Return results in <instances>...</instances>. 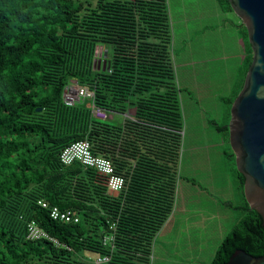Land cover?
Instances as JSON below:
<instances>
[{
  "label": "trees",
  "instance_id": "1",
  "mask_svg": "<svg viewBox=\"0 0 264 264\" xmlns=\"http://www.w3.org/2000/svg\"><path fill=\"white\" fill-rule=\"evenodd\" d=\"M165 1L0 0V264H93L92 255L109 258L100 264H153L150 247L171 210L183 126ZM98 45L108 49L99 60ZM250 62L248 44L229 106ZM73 82L121 122L94 119L86 102L65 105L63 89ZM79 140L111 162L125 179L122 192H108L106 178L78 162L60 164V151ZM39 199L73 210L79 222L51 220ZM241 204L242 219L210 264H226L236 250L264 255L261 217L244 197ZM30 221L58 245L26 240Z\"/></svg>",
  "mask_w": 264,
  "mask_h": 264
},
{
  "label": "rangeland",
  "instance_id": "2",
  "mask_svg": "<svg viewBox=\"0 0 264 264\" xmlns=\"http://www.w3.org/2000/svg\"><path fill=\"white\" fill-rule=\"evenodd\" d=\"M165 2L183 126L172 206L152 240L150 263L210 264L243 217L236 209L244 195L228 126L218 127L229 125L231 105L225 100L237 89L249 43L225 0ZM107 52L98 45L94 56L99 60ZM119 121L116 115L107 119Z\"/></svg>",
  "mask_w": 264,
  "mask_h": 264
},
{
  "label": "water",
  "instance_id": "3",
  "mask_svg": "<svg viewBox=\"0 0 264 264\" xmlns=\"http://www.w3.org/2000/svg\"><path fill=\"white\" fill-rule=\"evenodd\" d=\"M226 1L245 26L251 62L231 103L229 125L224 126H228L236 170L244 178V199L260 215L264 228V0ZM226 264H264V255L253 257L236 250Z\"/></svg>",
  "mask_w": 264,
  "mask_h": 264
},
{
  "label": "built area",
  "instance_id": "4",
  "mask_svg": "<svg viewBox=\"0 0 264 264\" xmlns=\"http://www.w3.org/2000/svg\"><path fill=\"white\" fill-rule=\"evenodd\" d=\"M92 99H94L93 92L84 86H78L76 83L67 85L62 92V100L65 105L72 106L76 102H86L90 114L94 119L107 121L110 112L97 107ZM58 159L62 166H69L74 162H78L83 167L90 168L98 174H101L106 178V188L110 193L118 194L125 189V179L115 174L113 166L108 159L94 156L91 153L87 140L75 141L65 146L60 151ZM37 205L46 210L49 218L53 221L61 223L67 222V224H77L79 222V216L73 210L67 208L62 210L57 206L49 205L43 199H39ZM112 227H114V224H112L111 228ZM25 238L28 241L46 239L58 245L57 241L44 232L34 221H30L26 224ZM112 241V234L102 238L103 245L109 244ZM108 259L109 258L105 256L98 257L94 261H91H93V264H100L108 261Z\"/></svg>",
  "mask_w": 264,
  "mask_h": 264
},
{
  "label": "crops",
  "instance_id": "5",
  "mask_svg": "<svg viewBox=\"0 0 264 264\" xmlns=\"http://www.w3.org/2000/svg\"><path fill=\"white\" fill-rule=\"evenodd\" d=\"M73 84H75V82H73ZM133 112H134V110H133V109H129V110H128V113H127V115H128V116H132V115H133ZM112 115H114V114H111V113H110V114H109V117H108V119H109V118H112ZM116 116H118V117L120 118V121L118 122V123H120V122H121V119H122V117H121V116H119V115H116ZM125 116H126V115H125ZM88 260H89V259H88Z\"/></svg>",
  "mask_w": 264,
  "mask_h": 264
}]
</instances>
